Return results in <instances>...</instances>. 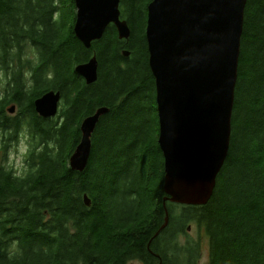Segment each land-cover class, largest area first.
<instances>
[{
    "label": "trees",
    "instance_id": "obj_1",
    "mask_svg": "<svg viewBox=\"0 0 264 264\" xmlns=\"http://www.w3.org/2000/svg\"><path fill=\"white\" fill-rule=\"evenodd\" d=\"M151 1L121 0L130 39L110 25L87 49L74 32L75 0H0V153L23 129L31 138L26 175L0 164V264H200L191 224L208 238L206 264H264V0H247L230 149L204 206L172 204L164 190L146 38ZM94 55L99 76L88 85L75 68ZM51 90L63 104L44 119L34 102ZM135 97L143 104H131ZM101 107L110 111L79 173L69 161L80 125ZM165 207L168 226L148 247Z\"/></svg>",
    "mask_w": 264,
    "mask_h": 264
},
{
    "label": "water",
    "instance_id": "obj_2",
    "mask_svg": "<svg viewBox=\"0 0 264 264\" xmlns=\"http://www.w3.org/2000/svg\"><path fill=\"white\" fill-rule=\"evenodd\" d=\"M246 4L247 0H153L148 7L146 35L156 82L164 190L176 204L206 205L227 160ZM120 6L121 0H75L74 32L87 49L110 25L120 39L131 37ZM98 70L95 55L75 68L88 84L97 81ZM61 101L60 91H48L35 100V110L44 119L55 118ZM15 111L16 106L9 109ZM109 111L101 107L83 120L82 138L70 159L72 170L87 169L93 134ZM84 202L91 205L86 194ZM165 210V223L148 247L168 226Z\"/></svg>",
    "mask_w": 264,
    "mask_h": 264
},
{
    "label": "rangeland",
    "instance_id": "obj_3",
    "mask_svg": "<svg viewBox=\"0 0 264 264\" xmlns=\"http://www.w3.org/2000/svg\"><path fill=\"white\" fill-rule=\"evenodd\" d=\"M152 2H153V0L150 3H152ZM2 90H3V92H2ZM1 95H4V87L0 83V96ZM148 95H149V92H148ZM150 97H151V94H150ZM141 101H142V99L140 97H135L131 101V104L137 105V104L142 103ZM61 102H62L61 103V106H62L63 101H61ZM10 107H12V106H10ZM8 114H9V116L14 117L18 114V109H17L15 114H12V115L10 113H8ZM128 117L129 116L127 115L124 118V124L128 123V121H129ZM19 136H18L19 137L18 142L17 141L16 142H10L11 145H10V148L8 149V152H6V154H3L2 152L0 153V164H4V165L8 166V168L12 169L17 176L23 177L24 175L27 174L28 169H29L26 159H27V157L29 155V151H30L31 138L29 137L26 129H23L22 132L19 134ZM113 156L114 157L118 156L117 150L112 151V157ZM166 208L168 210V207H166ZM168 212H169V210H168ZM191 226H192V228L189 230L190 235H188V236L193 238V239H198L199 237L201 238L203 251H202L200 264H206L207 260H208V250H209L208 238L205 237L204 230H199L198 227L194 224H191ZM157 257H159V256H157ZM130 264H141V263L134 261V262H131Z\"/></svg>",
    "mask_w": 264,
    "mask_h": 264
},
{
    "label": "bare ground",
    "instance_id": "obj_4",
    "mask_svg": "<svg viewBox=\"0 0 264 264\" xmlns=\"http://www.w3.org/2000/svg\"><path fill=\"white\" fill-rule=\"evenodd\" d=\"M150 4H151V3H150ZM150 4H149V5H150ZM148 7H149V6H148ZM121 19H122V17H121ZM122 20H124V19H122ZM128 26H129V24H128ZM129 28H130V26H129ZM146 29H147V28H146ZM130 31H131V28H130ZM146 38H147V35H146ZM119 39H120V37H119ZM129 39H130V38H129ZM129 39H128V40H129ZM120 40H126V39H120ZM128 40H126V41H128ZM147 43H148V41H147ZM148 50H149V47H148ZM125 53H126V52H125ZM127 54H128V55H126V54H124V55H125V56H129V52H127ZM149 55H150V52H149ZM149 64H150V58H149ZM98 76H99V74H98ZM82 78H83V77H82ZM83 79L85 80L86 84H88L87 81H86V79H85V78H83ZM97 80H98V79H97ZM92 84H93V83H92ZM88 85H90V84H88ZM54 91H55V90H54ZM2 92H3V90H2ZM1 94H2V93H1ZM156 102H157V101H156ZM16 111H17V107H16ZM16 111H15V113H16ZM9 113H10V112H9ZM15 113H10V114L12 115V114H15ZM58 114H59V113H58ZM57 116H58V115H57ZM57 116H56V117H57ZM82 122H83V121H82ZM82 122H81V125H82ZM159 124H160V122H159ZM81 125H80V130H81ZM81 133H82V130H81ZM19 134H20V133H19ZM19 134H18V136H19ZM19 137H20V136H19ZM70 159H71V158H70ZM69 163H70V161H69ZM166 194H167V193H166ZM167 195H168V194H167ZM168 196H169V195H168ZM88 198H89V197H88ZM170 198H171V197L169 196V200H170ZM89 199H90V198H89ZM90 200H91V199H90ZM170 201H171V200H170ZM171 202H172V201H171ZM172 204H176V203L173 202ZM85 205H86V204H85ZM177 205H180V204H177ZM90 206H92V201H91V205H90ZM90 206H87V207H90ZM184 206H185V205H184ZM189 228H192V226H190ZM189 230H190V229H189ZM158 258H159V257H158ZM195 258H196V257H195Z\"/></svg>",
    "mask_w": 264,
    "mask_h": 264
},
{
    "label": "flooded vegetation",
    "instance_id": "obj_5",
    "mask_svg": "<svg viewBox=\"0 0 264 264\" xmlns=\"http://www.w3.org/2000/svg\"><path fill=\"white\" fill-rule=\"evenodd\" d=\"M18 142L19 141V137L17 136V138L15 139V141H13V142ZM189 230V229H188ZM158 264H161V262H159Z\"/></svg>",
    "mask_w": 264,
    "mask_h": 264
}]
</instances>
